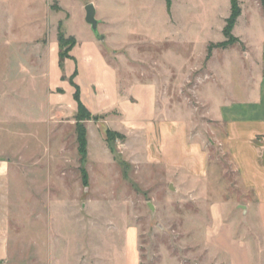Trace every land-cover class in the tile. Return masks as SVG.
I'll list each match as a JSON object with an SVG mask.
<instances>
[{"label": "rangeland", "instance_id": "rangeland-1", "mask_svg": "<svg viewBox=\"0 0 264 264\" xmlns=\"http://www.w3.org/2000/svg\"><path fill=\"white\" fill-rule=\"evenodd\" d=\"M238 1L243 18L237 33L242 35L252 24L262 23L258 12L262 4ZM87 3L95 6L101 40L85 22ZM229 13V0H0V161L8 162L15 172L10 175V198L26 203L20 219L21 241L18 248L10 244V250L19 253L13 252L12 263L36 264V257L42 264H92L86 253L90 251L93 258L97 255L91 252L98 247L116 246L118 229L130 219L139 227L143 264H155L162 247L172 250L178 242L169 232L177 230L176 222L169 223V229L157 221L151 200L156 196L161 201L166 189H151L148 183L155 175H146L144 166L130 162L121 135L112 132L107 138L106 131L116 127L115 112L83 121L86 154L83 158L79 153L77 108L71 107L74 97L63 88L74 90L72 78L63 73L75 64L59 66L66 46L59 47L58 35L76 41L79 99L82 96L89 108L97 102L83 55L100 54L119 75H130L129 81L152 75L158 82L169 81L170 107H180L193 120V128L201 129L208 117L195 91L211 80L210 67L231 80L230 88L237 93L247 85L242 60L252 47L235 43L226 50L214 47L206 58L209 44L224 41L222 29ZM245 20L249 25L242 24ZM204 141L209 164L226 183H238L225 148ZM35 198L43 206H33ZM34 209L37 219L30 214ZM193 209L173 201L159 211L164 215Z\"/></svg>", "mask_w": 264, "mask_h": 264}, {"label": "crops", "instance_id": "crops-1", "mask_svg": "<svg viewBox=\"0 0 264 264\" xmlns=\"http://www.w3.org/2000/svg\"><path fill=\"white\" fill-rule=\"evenodd\" d=\"M258 12L262 23L252 24L248 33L241 35L237 33L243 18L241 7L232 29L239 39L235 44L252 47L242 60L247 85L237 93L230 88L231 80L210 67L211 80L204 81L195 91L208 117L201 129L193 128V120L186 118L180 107H170L169 81L158 82L152 74L154 78L141 81L136 77L129 81L130 75H119L100 54L83 55L89 88L97 104L89 108L82 96L80 101L91 115L115 112L117 123L113 131L125 139L123 152H127L131 163L144 166L146 175H155L148 183L152 190L166 189L161 201L156 196L151 200L156 206L157 221L166 223L163 226L169 229V223L176 222L177 230L169 232L178 237V242L172 250L162 247L155 264H264V9L260 7ZM242 24L247 26L249 21ZM70 52L71 58L63 63L74 61L75 67L63 69V74L72 77L80 92V68L74 50ZM63 88L65 93L75 92L70 86ZM53 100L58 102L56 97ZM70 103L77 108L75 100ZM204 138L210 145L225 148L238 183H226L209 164L210 152ZM14 173L8 162L0 161V264H15L11 260L17 249L11 251L10 244L14 242L18 248L21 241L20 219L26 203L9 196L13 189L10 175ZM29 179L36 183L35 178ZM173 201L181 207L190 204L194 209L161 214L160 206ZM32 204L44 203L35 198ZM30 214L32 219L39 215L35 209ZM138 235L139 227L130 219L118 229L116 246L98 247L91 252L97 257L91 258L90 251L86 256L92 264H143ZM34 258L36 264H42Z\"/></svg>", "mask_w": 264, "mask_h": 264}, {"label": "trees", "instance_id": "trees-1", "mask_svg": "<svg viewBox=\"0 0 264 264\" xmlns=\"http://www.w3.org/2000/svg\"><path fill=\"white\" fill-rule=\"evenodd\" d=\"M260 1L262 4V8L264 9V0H260ZM229 2H230V13H229V16L225 19V24H224L223 29H222V34H223L225 39H224V41L219 42L217 44H209L207 47L206 58L210 57L211 50L214 47L227 48L228 46L239 42V39L232 34V29L236 23L237 18L241 14V7H240L238 0H229ZM168 8H169V3L167 2V9ZM75 43H76V41L73 37L64 38L63 35H61V34L58 35L59 47H61L63 44L66 46V53L63 55L61 54L59 56V66L60 67H62L64 59L71 58V56L69 55V52L73 48ZM71 84L75 88V92L73 94V97L77 103V112H76V116H75V120H76V122H75L76 141L78 144V151L81 154V156L84 158V156L86 154V129L83 125V121L88 120L89 117L91 116V114L89 113L88 109L83 105V103L80 101V99H79V88L72 81V79H71ZM112 132L115 133L116 135L118 134L117 132L107 130L106 131L107 138Z\"/></svg>", "mask_w": 264, "mask_h": 264}, {"label": "water", "instance_id": "water-1", "mask_svg": "<svg viewBox=\"0 0 264 264\" xmlns=\"http://www.w3.org/2000/svg\"><path fill=\"white\" fill-rule=\"evenodd\" d=\"M84 12H85V22L90 26V29L95 36L96 39L101 40L102 36L98 32V24L99 20L95 17L96 9L93 3H87L84 6ZM148 206L151 210H153V206L151 203H148Z\"/></svg>", "mask_w": 264, "mask_h": 264}]
</instances>
